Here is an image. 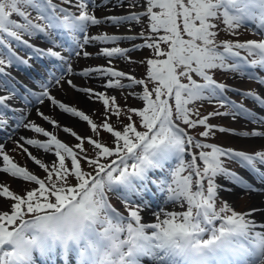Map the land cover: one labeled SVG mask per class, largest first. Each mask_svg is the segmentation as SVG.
<instances>
[{"label":"snow or ice","instance_id":"obj_1","mask_svg":"<svg viewBox=\"0 0 264 264\" xmlns=\"http://www.w3.org/2000/svg\"><path fill=\"white\" fill-rule=\"evenodd\" d=\"M109 2L101 0L105 6ZM61 4H72L76 12ZM61 4L53 0H0V91L7 93L0 95V132L7 131L9 122L14 120L13 131L24 128L46 138L20 137L23 143L16 142L46 172L44 179L14 163L6 154L5 146L0 144V171L38 185L22 189L24 194L20 195L7 187L0 190V197L14 201L10 212L0 211V264H39L41 260L54 261L57 255L70 262L74 257V264H113L101 258L102 249L110 240L118 241L119 264H145V261L149 264H264V222L257 223L250 218L262 210L253 207L250 211H236L226 201L218 203V192L227 190L218 182L220 177L252 192L264 191L225 167V158L236 161L264 183V171L260 167L264 166V149L237 151L197 139L187 131L203 126L199 136L204 138L214 136L217 131L244 138H264V131H236L209 123L211 117L233 120L242 117L264 125V115L228 97L229 91L239 92V89L218 82L211 74L213 70H222L264 86V76L254 71L264 70V0H127L126 5L124 0H116L115 7L126 6L129 11L107 15L103 20L89 10L100 6L97 0H61ZM28 9L35 11V17ZM13 15L22 22L13 20ZM145 19L147 32L143 27ZM102 23L116 27L127 23L129 30L135 24L141 30L138 34L126 35L89 34L90 26ZM249 25L260 39L244 42L218 39L220 31L235 36L238 30ZM23 35L42 38L52 47H38L23 39ZM59 37H67V42ZM137 39L143 42L132 43L131 47L118 46L120 41ZM13 42L30 50L28 59L13 50ZM97 42L117 45L101 47L97 54L108 59L107 66L74 72L71 58L89 57L91 54L84 49ZM57 47L61 51L55 50ZM145 48L153 54L140 62L146 64L145 78L138 79L112 66V58L130 60L128 53ZM241 50L246 55H241ZM32 59L55 63L48 69L47 79L36 81L41 91L35 92L25 85L21 93L16 87L18 81L6 69H31ZM69 75L104 79L101 87L105 90L143 86L142 91L130 93L143 102L142 107L127 108L129 122L116 129L107 122L108 115L119 116L122 112L116 97L107 91L77 87L67 80L89 99L102 102L105 122L97 125L84 111L50 94L49 88L62 87ZM149 83L153 87L149 88ZM239 94L264 106V98L255 91ZM45 99L63 113L87 122L93 132L102 127L114 137L113 145L88 137L87 142L95 150L94 157L90 158L83 148L84 138L72 128L64 127L63 131L79 142L69 146L44 127L25 122L23 110L9 103L21 100L26 104H42ZM205 101L213 104L215 110L201 115L193 105ZM37 114L56 126V120L39 108ZM132 114L138 117V123L133 122ZM7 139H11L10 133ZM25 145L43 150L44 155L54 154L55 160L46 164ZM102 158L110 160L101 162ZM82 160L92 168L91 172L83 169ZM150 185H156V190L165 194V204H186V210L160 207L154 212V221H143L141 209L149 211L144 194ZM109 193L121 197L126 214L113 207ZM73 211L83 215L78 233L65 235L48 228Z\"/></svg>","mask_w":264,"mask_h":264},{"label":"rangeland","instance_id":"obj_2","mask_svg":"<svg viewBox=\"0 0 264 264\" xmlns=\"http://www.w3.org/2000/svg\"><path fill=\"white\" fill-rule=\"evenodd\" d=\"M74 2V0H73ZM125 5L127 3V0H124ZM116 0H110V2L105 6L101 4V0H97V4L100 6L92 9L91 7L89 10L92 12V14L96 15L97 18L102 19L107 15H121L129 11V9L124 7H115ZM73 6L72 4H69ZM75 8V7H74ZM76 10V9H75ZM131 10H142V9H131ZM28 11L32 14L31 10L28 9ZM13 20H17L18 22H21L17 15H13L11 17ZM216 22V21H214ZM145 32H147V21L145 19V23L143 25ZM222 28L223 26L220 25ZM92 32L95 35L105 33V34H114L119 33V31H126V34H138L141 30V26L133 24L131 27V30H129L128 24H123L120 27H116L114 25H111L109 23H102L101 25L92 26L91 27ZM252 29V26L250 25L246 29H240L238 30V34L233 36L231 34L225 33L223 31H220L218 33V39L224 40V39H231V40H239L240 42H244L249 39H260V35L255 30ZM141 39H137L135 41L129 42V41H120L118 42V46L120 47H131L132 43H137ZM117 46L116 44H101L99 42L88 45L85 48V51L89 52L91 55L87 58L81 57L80 59L76 60L77 66L79 65L80 68L85 67H92V66H99V65H105L106 58L103 56L97 55L100 51L101 47H113ZM163 47V45H162ZM152 51L145 48L141 50H135L130 53H128V56L130 60H123L120 58H116V63L120 66V68L125 69L128 73H134L136 76H146V64L140 63L141 61H144L146 58L151 57ZM214 78L219 80L222 83L228 84L230 87H234L239 89V92L241 91H255L258 95L264 94V86L260 85L255 80H249L248 78L245 80V77H239L237 74H233L230 72H223L222 70H213L212 73ZM248 80V81H247ZM124 82L126 83L127 80L125 79ZM96 83H99L100 85H97ZM105 83L104 79L101 78H82L78 84L82 87H91L95 91H107V94L110 96H115L117 100V104L122 109V112L119 116L112 114L107 116V122H109L114 127L122 128L124 123L126 122V109L131 108H140L142 107V101L130 95L131 90L123 89H109L105 90L101 85ZM143 86H134V90L138 93L142 91ZM150 88V87H149ZM66 90H68V93H66ZM56 97L64 102L65 104L75 107L78 110L84 111L89 117L93 120L94 123L97 125H101L103 122H105V108L102 104V102L97 101L95 99H89V97L81 93L79 91H74L72 88H70L66 82H62V87H58L56 89ZM130 92V93H129ZM230 92V91H229ZM239 92H232L233 94L229 93V96H231L234 100L246 105L248 102V97H244L239 94ZM64 93H66V96H64ZM74 94V95H73ZM77 94V95H76ZM80 95V96H78ZM194 107L199 108L200 114H207L210 111L215 110V106L213 104H209L206 101L200 102L196 105H193ZM50 110H47V108H42V111L45 112L46 115L50 117V119L56 120L57 124L56 126H53L50 122H45L42 118L37 117L35 115L34 122L44 127L47 131H51L53 134H55L58 139L62 140H68L73 145L78 143L74 137H72L69 133H65L63 131V127H70L73 131H75L79 136L84 138V141L87 142L88 137H92L93 139L99 140L102 142V138L104 135H106L108 138H111L114 140V137L108 132H106L102 127L98 128L97 132H93L92 129L89 127L87 122L81 121L76 117H73L68 115L72 120L71 124H69L67 121H64L60 118V109L55 108L54 106H49ZM222 110V109H221ZM75 123H74V122ZM209 123L213 125H219L224 126L232 129H236L237 131H252L256 129H263L264 125L259 124H253L252 122H245V120H241L239 117H237L235 120H233L231 117H211L209 119ZM28 134H31L28 132ZM33 135V134H32ZM37 137V139H46L41 134L34 135ZM212 142L219 143L224 146L232 147L237 149L238 151H247V152H254L256 150L264 149V138H244L239 137L237 135H234L232 133H221L217 131L214 136L208 137ZM250 139V141L245 140ZM83 148H86L87 154L93 153L94 146L90 145L88 142L83 143ZM6 151L9 153L13 159H17L20 161V163H23V165L28 166L29 168L33 169V172H35L37 175H41L43 178L46 177V172L39 168L38 165H36L29 157L26 158L24 152L20 149V147L17 146L16 142H12L11 144L6 146ZM34 155L38 158L42 159V162L46 164H50L55 160L54 154L44 155L43 150L37 149L33 150ZM198 152V151H197ZM225 167H227L231 171L239 172L241 170V166L234 164V161L228 160L225 158ZM0 182H4V184L8 185L12 188V191L16 194H24L22 189H31L33 186L28 185L25 182L12 179L8 177L7 175H2L0 177ZM218 182L221 183L225 189V191L218 192V203L220 200L228 202L236 211H250L253 207H257L256 201L263 202L262 206L259 207L262 211L260 214L253 213L252 217L255 218V216L258 217L255 218L257 223L264 222V191L260 192H252L247 190H239L237 185H232L230 181H227L223 177L218 178ZM226 184V185H225ZM230 187H229V186ZM12 201V200H11ZM8 202L10 203V200L3 199L0 197V208L1 209H7L6 206ZM186 206V205H185ZM179 207L174 206L175 211H182L186 210V207ZM260 217V218H259ZM147 220H154V215H149V217H146ZM259 229V228H258ZM262 230V229H259Z\"/></svg>","mask_w":264,"mask_h":264},{"label":"clouds","instance_id":"obj_3","mask_svg":"<svg viewBox=\"0 0 264 264\" xmlns=\"http://www.w3.org/2000/svg\"><path fill=\"white\" fill-rule=\"evenodd\" d=\"M83 223V215L79 211L73 213L57 223L48 225V228L58 230L65 235L78 233ZM118 241H108L107 246L102 249L101 258L105 261H112L113 264H119V255L117 250Z\"/></svg>","mask_w":264,"mask_h":264},{"label":"bare ground","instance_id":"obj_4","mask_svg":"<svg viewBox=\"0 0 264 264\" xmlns=\"http://www.w3.org/2000/svg\"><path fill=\"white\" fill-rule=\"evenodd\" d=\"M76 70V69H75ZM76 81H77V79H76ZM76 85H79L78 83H76ZM66 93H68V90H66ZM66 93H64V96H66ZM56 94H58V92H56ZM74 95V94H73ZM77 95V94H76ZM78 96H80V95H78ZM81 97V96H80ZM48 103V102H47ZM48 107V105L46 106V108ZM40 110H41V108H42V104L40 105L39 104V107H38ZM48 110H50L49 109V107L47 108ZM37 111V108H36V110H35V112ZM60 118L62 119V120H64V121H67L69 124H71V121L72 120H69V119H71L67 114H65V113H61L60 115ZM74 122V121H73ZM75 123V122H74ZM19 131L16 133V135H15V137L14 138H17L18 137V135H23V130H21L20 128L18 129ZM245 140H248V141H250V139H245ZM256 203V205H257V207L259 208V207H261L262 206V204H263V202H258V201H256L255 202ZM255 218H257L258 219V217L257 216H255ZM260 218V217H259Z\"/></svg>","mask_w":264,"mask_h":264}]
</instances>
